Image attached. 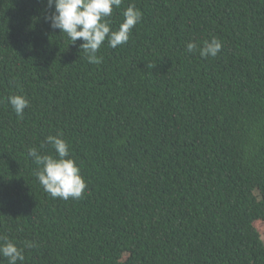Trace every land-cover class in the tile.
<instances>
[{
  "label": "trees",
  "instance_id": "trees-1",
  "mask_svg": "<svg viewBox=\"0 0 264 264\" xmlns=\"http://www.w3.org/2000/svg\"><path fill=\"white\" fill-rule=\"evenodd\" d=\"M130 4L129 41L93 64L47 0H0V237L22 264H264V0H123L112 30ZM49 135L79 199L38 180L29 149L55 155Z\"/></svg>",
  "mask_w": 264,
  "mask_h": 264
},
{
  "label": "clouds",
  "instance_id": "clouds-1",
  "mask_svg": "<svg viewBox=\"0 0 264 264\" xmlns=\"http://www.w3.org/2000/svg\"><path fill=\"white\" fill-rule=\"evenodd\" d=\"M123 0H47L49 8L54 11L47 17L52 29H59L75 45H80L87 56L89 63H99L98 50L107 40L109 47L115 49L118 45L126 44L131 36L132 29L141 21L142 11L135 4H130L123 12L124 20L118 30H112L111 16L114 8H120ZM222 42L213 37L205 41L200 49L202 57H216L222 50ZM197 49L195 42L186 46L187 52ZM8 102L18 116L29 107L30 101L24 95H11ZM47 144L55 150V155H41L36 148L29 149V155L39 166L36 175L44 190L54 198L67 200L79 199L84 194L87 184L81 174V169L74 158L70 157L69 144L59 135L47 137ZM43 147V145H41ZM0 255L8 259V264H17L25 259L24 249L17 247L6 237H0ZM34 243L26 242V248L34 247Z\"/></svg>",
  "mask_w": 264,
  "mask_h": 264
}]
</instances>
